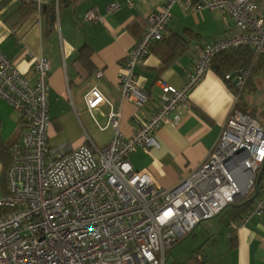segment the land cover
I'll return each mask as SVG.
<instances>
[{"label": "built area", "instance_id": "2783aa9c", "mask_svg": "<svg viewBox=\"0 0 264 264\" xmlns=\"http://www.w3.org/2000/svg\"><path fill=\"white\" fill-rule=\"evenodd\" d=\"M34 1L41 13L42 0ZM175 4L223 11L234 27L203 45L182 87L159 81V108L131 136L121 130L113 103L97 87L89 90L84 98L90 111L104 102L111 107L107 126L114 135L103 147L50 146L48 58L36 57L32 80L0 49V98L27 122L23 141L10 148L8 191L0 198V264H166L168 251L202 221L254 195L264 165V126L238 108L229 113L205 160L173 188L160 186L148 169L137 170L130 160L137 147L156 144L155 132L163 125L180 124L181 110L191 107V92L218 54L245 46L253 56L251 68L264 56V15L256 12V0H167L149 15L123 60L117 85L122 99L138 107L149 101L136 68L163 40ZM120 8L113 3L108 12ZM85 19L103 22L96 8ZM251 68H238L234 78L228 73L225 79L236 80L241 93ZM251 203L234 227L264 214V172Z\"/></svg>", "mask_w": 264, "mask_h": 264}, {"label": "crops", "instance_id": "0c3cea01", "mask_svg": "<svg viewBox=\"0 0 264 264\" xmlns=\"http://www.w3.org/2000/svg\"><path fill=\"white\" fill-rule=\"evenodd\" d=\"M27 1L0 0V49L32 80L36 79V57L48 58V136L53 147L65 143L72 147L84 143L103 147L111 142L114 131L107 126L110 105L104 102L90 111L85 102V94L93 87L120 111L121 130L131 136L159 108V81L182 87L203 45L234 27V20L223 11L175 4L164 39L152 45L136 68L139 86L149 94V101L138 107L122 99L117 91L122 63L148 25L149 15L162 9L167 0H59L60 6L58 0H42L41 13L38 9L25 10ZM129 1L133 7H128ZM256 1V12L264 15V0ZM113 3L121 8L108 12ZM92 8L100 12L103 22L85 19ZM218 61H213L212 68L191 92V107L181 110L180 124L163 125L155 132V145L139 146L130 155L133 167L148 169L160 186L175 187L205 160L229 113L237 108L241 94L236 93L234 82L227 83L217 73ZM99 70L103 72L101 77L97 76ZM263 72L264 67L255 74L250 72L243 88H255L254 79ZM98 124L107 127L101 129ZM26 127L21 112L0 98V198L8 191L10 148L23 141ZM219 215L202 221L188 238L182 237L168 251L166 264L180 244L187 250L186 259L168 264H191L193 252L199 248L206 257L199 264H264V214L253 216L239 227L234 223L241 215L235 217L232 210L225 223L215 226L213 221Z\"/></svg>", "mask_w": 264, "mask_h": 264}, {"label": "trees", "instance_id": "16d2710c", "mask_svg": "<svg viewBox=\"0 0 264 264\" xmlns=\"http://www.w3.org/2000/svg\"><path fill=\"white\" fill-rule=\"evenodd\" d=\"M61 1V0H60ZM59 1V6L61 5ZM25 10H37V3L34 0H28L25 3ZM43 10V9H42ZM164 39V38H163ZM84 49V48H83ZM218 61L217 66H215V69L217 73L225 79L226 74L235 72L238 68H245L250 69L253 61V56L249 48L245 46H240L234 49L226 50L218 54L213 61ZM214 65V62H213ZM264 67V57L260 59L258 62H256L253 67L251 68V74H255L258 71H260ZM226 80V79H225ZM227 83H232L228 80H226ZM234 84V83H232ZM230 87H233L230 85ZM236 93L238 90H235ZM245 103L243 102V96L242 94L239 96V100L237 102L236 107L240 109L242 112L249 113L245 107ZM252 115V114H251ZM252 203H249L243 207L239 208H232V212L235 217L240 216L244 212L247 211V209L251 206ZM193 262L191 264H199L200 262L203 263L206 261V257L203 253L202 248H199L198 250L193 252Z\"/></svg>", "mask_w": 264, "mask_h": 264}, {"label": "rangeland", "instance_id": "374dc122", "mask_svg": "<svg viewBox=\"0 0 264 264\" xmlns=\"http://www.w3.org/2000/svg\"><path fill=\"white\" fill-rule=\"evenodd\" d=\"M254 84L255 88H244L240 94H243V102L246 105V110L255 116L264 126V72L254 79ZM231 209L232 208H227L224 210L219 217L213 221L214 225L218 227L220 224L225 223L229 219ZM203 225H206V222H204ZM203 225L195 230L192 239L198 236L197 234L201 229L200 227H203ZM186 257L187 250L183 244H180L174 248L169 262H173L174 260L183 261Z\"/></svg>", "mask_w": 264, "mask_h": 264}, {"label": "water", "instance_id": "95a60500", "mask_svg": "<svg viewBox=\"0 0 264 264\" xmlns=\"http://www.w3.org/2000/svg\"><path fill=\"white\" fill-rule=\"evenodd\" d=\"M232 77L234 78V74L232 75ZM234 84L237 82L236 80L233 81ZM264 172V165H263V168L259 174V178H258V181H257V188H256V191L254 193V195L252 197H250L249 199H247L246 201L242 202V203H239V204H231L228 208H239V207H243L251 202L254 201V199L258 196V193H259V185H260V181H261V178H262V174ZM191 235V233H189L188 235L185 236V238L183 239H186L188 238L189 236Z\"/></svg>", "mask_w": 264, "mask_h": 264}]
</instances>
